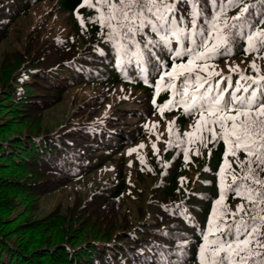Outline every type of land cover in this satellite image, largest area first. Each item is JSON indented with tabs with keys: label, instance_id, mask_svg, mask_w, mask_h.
<instances>
[{
	"label": "trees",
	"instance_id": "obj_1",
	"mask_svg": "<svg viewBox=\"0 0 264 264\" xmlns=\"http://www.w3.org/2000/svg\"><path fill=\"white\" fill-rule=\"evenodd\" d=\"M0 264H264V0H0Z\"/></svg>",
	"mask_w": 264,
	"mask_h": 264
},
{
	"label": "rangeland",
	"instance_id": "obj_2",
	"mask_svg": "<svg viewBox=\"0 0 264 264\" xmlns=\"http://www.w3.org/2000/svg\"><path fill=\"white\" fill-rule=\"evenodd\" d=\"M37 13H31V15L29 17H26L24 20H22L21 22H19L15 27V33L16 36L18 35L19 38L22 37L23 33L25 30L28 29V27L30 26V24L32 23V20H34V18L38 17L39 13H42V6L39 7L38 9H36ZM51 26V25H50ZM53 28L59 29L63 32H67V30H69V23L67 20V16L66 14H58L57 17L53 20L52 23ZM231 63V62H230ZM244 64L242 63L241 65H239V67H242ZM129 90V89H127ZM131 92V90L127 91L125 93V91L121 90V93H123L125 96H127L129 93ZM74 93H80L81 95L90 97L91 99H94V93L92 91H84L82 89H78L75 92H69L68 95H71V97L73 96ZM137 93V92H136ZM139 96H142V94H138ZM130 96V95H128ZM134 96V95H133ZM67 101L69 99H66ZM137 100H132L130 103H132V105L130 106H134L135 108L137 107H141V103L136 102ZM65 102V101H64ZM63 102V103H64ZM70 106V103H69ZM129 106V105H127ZM68 106L65 105H59L57 108L54 109V114H48V116L46 117V120H52L54 118H56L57 116H62L63 113L66 111ZM53 113V112H52ZM126 117V116H124ZM125 121L130 122L131 124L135 123V119L132 116L123 118ZM172 124V119L168 116L166 117H159V116H155L152 117L149 121H148V131L146 132L145 136L142 137L140 140H138L134 145H129L127 147H125L120 154L116 155L114 158L111 159V161L109 162L108 166L105 167L104 169L101 170V172L99 174H101L102 176H107L109 174H113L117 168V167H122L124 169H127V171H129V173H131V170L134 167V163L137 160H144L145 159V155L148 151L152 150L156 153H159L162 149V146L164 144L165 141V136L168 133V130L170 128ZM192 125V129H190L192 132L194 131V129L197 128V124L196 125ZM98 175V174H97ZM96 175V176H97ZM99 178V176L96 177V179ZM133 180H136L135 174L132 178ZM74 191V188L72 185H69V187L65 190L66 195L67 194H71ZM57 192L55 193H51L48 194L47 197L44 199V202H49L51 206L52 202L57 198L56 197ZM49 209V208H48Z\"/></svg>",
	"mask_w": 264,
	"mask_h": 264
}]
</instances>
